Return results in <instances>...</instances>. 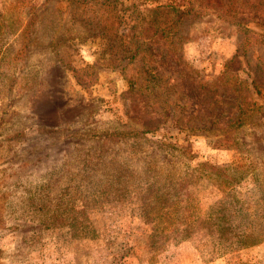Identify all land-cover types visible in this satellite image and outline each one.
I'll list each match as a JSON object with an SVG mask.
<instances>
[{
  "label": "rangeland",
  "instance_id": "rangeland-1",
  "mask_svg": "<svg viewBox=\"0 0 264 264\" xmlns=\"http://www.w3.org/2000/svg\"><path fill=\"white\" fill-rule=\"evenodd\" d=\"M103 1L0 0V32L8 27L0 34V264H226L211 215L220 192L192 170L245 165L241 189L264 196V86L249 122L226 136L181 130L173 119L140 138L118 136L135 127L122 95L130 86L122 53L131 55L148 9L187 0H110L117 33L104 26L111 9ZM31 10L38 21L25 49L20 33ZM249 27L264 36L262 25ZM175 39L184 60L216 81L243 36L202 13L181 22ZM256 58L264 59V47L247 50L239 71L247 83L248 60ZM69 63L95 72L96 83L80 86ZM225 138L237 146L217 148ZM163 142L180 150H164ZM191 205L200 219L190 237L160 242L159 232L171 236L173 218ZM243 256L264 264V242Z\"/></svg>",
  "mask_w": 264,
  "mask_h": 264
},
{
  "label": "trees",
  "instance_id": "trees-1",
  "mask_svg": "<svg viewBox=\"0 0 264 264\" xmlns=\"http://www.w3.org/2000/svg\"><path fill=\"white\" fill-rule=\"evenodd\" d=\"M114 3L104 0L100 5L104 9L110 5L104 26L108 32L113 30L117 33L121 21L116 13V4L111 6ZM184 6L161 4L148 9L147 21L134 31L137 40L134 49L130 50L131 55L122 53L120 60L126 61L122 68L123 76L130 85L122 95L130 102L127 117L135 127L133 131H117L118 136L124 138L131 133L134 138H140L160 129L172 119L181 130H215L220 134L224 132L222 135L226 136L245 126L250 120V113L257 108L254 93L264 86V59L248 60L252 72L248 83L239 71L251 46L264 47V36L249 27L250 23L264 27V0H187ZM26 13L28 21L20 33L25 49L38 21L35 12ZM202 13L227 22L243 36L235 55L225 64L223 75L216 81L207 80L201 70L184 60L181 44L175 39L181 22L187 17L197 18ZM6 28L0 32L1 35L7 32ZM139 60L142 65L138 64ZM68 69L82 87L97 81L96 73L89 72V69L76 68L71 63ZM175 95L178 97L175 103L168 100ZM215 145L229 149L236 147L237 143L225 138L218 139ZM160 146L164 150H180L173 142H163ZM192 172L214 181L220 192V198L211 212L220 256L227 258L226 264H257L243 256L246 249L264 242V196L254 197L252 190L244 191L240 187L249 174V168L245 165L201 163ZM183 202L187 201L182 200L179 204L184 211L187 205L183 206ZM192 208L191 205L188 215L179 214L173 218L176 228L171 236L166 237L164 232H159L160 242H168L172 238L174 242L181 243L190 237L191 227L200 219L199 212ZM155 232H158L157 229ZM84 235L87 236V233L84 232Z\"/></svg>",
  "mask_w": 264,
  "mask_h": 264
}]
</instances>
